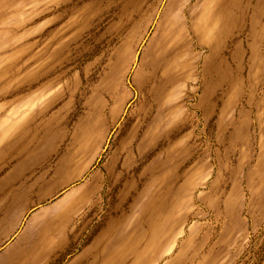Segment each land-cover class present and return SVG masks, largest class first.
<instances>
[{"label":"rangeland","instance_id":"obj_1","mask_svg":"<svg viewBox=\"0 0 264 264\" xmlns=\"http://www.w3.org/2000/svg\"><path fill=\"white\" fill-rule=\"evenodd\" d=\"M0 264H264V0H0Z\"/></svg>","mask_w":264,"mask_h":264}]
</instances>
